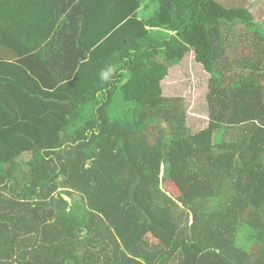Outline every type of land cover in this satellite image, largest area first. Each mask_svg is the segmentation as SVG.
I'll list each match as a JSON object with an SVG mask.
<instances>
[{
    "label": "trees",
    "instance_id": "trees-1",
    "mask_svg": "<svg viewBox=\"0 0 264 264\" xmlns=\"http://www.w3.org/2000/svg\"><path fill=\"white\" fill-rule=\"evenodd\" d=\"M247 1L141 0L139 19L170 22L81 96L0 44V264H264V20ZM192 57L196 109L164 88Z\"/></svg>",
    "mask_w": 264,
    "mask_h": 264
},
{
    "label": "crops",
    "instance_id": "crops-1",
    "mask_svg": "<svg viewBox=\"0 0 264 264\" xmlns=\"http://www.w3.org/2000/svg\"><path fill=\"white\" fill-rule=\"evenodd\" d=\"M57 3H59L58 6L56 5ZM73 3L72 9L69 10L67 8L62 18L57 15L54 21L51 20L52 24L50 22L49 25L45 24L44 27L48 31L45 30L46 32L43 36L45 38L39 40L35 37L42 31V28H39V26L44 24L42 20L45 18L43 17L50 14L52 10L56 11L59 6L65 9L67 5H63L59 0H3L0 2V44L6 45L5 41H8V39L5 31L12 26L11 30L17 32V38L14 41L11 40L12 44L10 46L19 54V58L14 62L31 69L33 67L29 66V60L20 52L21 43L18 40L22 39V42L28 45H32L34 42L37 46L42 45L43 48L45 46L49 48L58 32H62L59 39H56V42L53 43L54 46L52 48L66 49V46L69 48L71 44L70 48L76 51V53H70L72 55L70 59L76 60L75 66L78 65L77 60L79 57L77 55L80 52L81 55L87 52L88 60L84 64L88 66V62L92 58L99 62L101 67H104L105 60L117 48L120 50L124 47L127 40L138 38L137 33H141L139 37H143L148 32L161 28L170 22V16L165 12V8L158 11L147 21L139 19L137 14L140 9L141 0H74ZM37 11H40V15L36 13ZM8 12L13 14V19L8 15ZM5 14L7 15L5 16ZM18 14H23L22 25L25 26L23 29L15 28L14 21ZM24 14L27 15V18H25ZM79 49L82 50L79 51ZM91 51H93L95 57L91 56ZM49 60L52 62L56 59ZM56 61L62 66L60 69H56L55 67L48 68L47 60L42 61V65L43 63L46 65V68L43 66L44 70L41 71L44 76L42 77L43 86L46 89H56L55 91L65 92L71 96H81L84 94L89 88L85 89V86H83V89H77L73 94L71 85L59 83L66 80L64 76L70 64L68 60ZM69 62L73 61L70 60ZM70 66V69L76 73L73 78L75 80L78 70L73 68L74 62ZM78 68L82 70L81 65ZM36 70L38 71V69ZM50 70L54 72L50 74ZM104 73H101V77ZM50 77H54L55 83L50 81ZM84 79H86V76H84ZM47 80L51 84H48Z\"/></svg>",
    "mask_w": 264,
    "mask_h": 264
},
{
    "label": "rangeland",
    "instance_id": "rangeland-1",
    "mask_svg": "<svg viewBox=\"0 0 264 264\" xmlns=\"http://www.w3.org/2000/svg\"><path fill=\"white\" fill-rule=\"evenodd\" d=\"M59 1L63 5L69 3V0H59ZM73 1L74 0H71L72 3L69 6V10L72 9L71 7L74 5ZM222 1H225V0H222ZM252 4H255V6H253ZM56 5L58 6L59 3H57ZM247 5L252 10L257 20L259 21L264 20V10H263L264 1L263 0H249L247 1ZM36 13L40 15V11H37ZM6 15L7 14H5V16ZM8 15L13 19V14L11 12H8ZM57 15H59L61 18L63 17L64 9L62 6H59L58 9H56V11L52 10L50 14H47L45 17H43L45 18L44 20H42L44 24L39 26V28H42V31L37 35V37H35L36 39L40 40L41 38H45L43 36L45 35V32L48 31L44 27L45 24L49 25V22L50 24H52L51 20L54 21L57 18ZM24 16L25 18H27L26 14H24ZM17 19L18 21H16ZM14 22H15V28H22V29L25 28V26L22 25L23 14H18L15 17ZM11 29H12V26L9 29H7V31H5L6 32L5 35L8 39V41H5L6 46H10L12 44L11 40L14 41V39L17 38V32ZM140 34L141 33H137L136 35L139 37ZM53 35H54V32H53ZM61 35H62V32H58L57 36L52 40V44L50 45L49 48H46V46L43 48L42 45L37 46L36 43L34 42L32 45H28L26 43H23L22 39H20L18 40L21 43L20 52L21 54L24 55L26 59L29 60V63H30L29 66L36 68V69H43V66H42L43 60H47L48 68L55 67L56 69H60L62 67L59 64V62L56 60H62V61L68 60V63L70 65L74 62L73 68L78 70L76 79H75L76 81L73 79L76 73L70 69L71 66L69 65V67H67L68 69L64 76L66 80L59 82L60 84L68 83V85H71L73 88L72 93L74 94L77 89H80V88L83 89V86H85V89L89 88L97 79L101 77L103 72H105L104 70L105 67H101L99 62H97L96 60L92 58H91L92 60L90 59V62H88V66L84 64V62L88 60L87 52H84L86 56H82L84 54L81 55V52L80 54L77 55L79 57V58L77 57L78 65L75 66L76 60L70 59V56H72L70 53H76L75 50L70 48L71 44L69 45V48H67L66 46V49H61V48L59 49L58 47L52 48L54 46L53 43L56 42V39H59ZM81 50L82 49H79V51ZM91 56L95 57V55H93V51H91ZM49 59H56V60L51 62ZM69 59L73 62H69L70 61ZM80 65L82 66V70L78 68L80 67ZM53 72H54L53 70H50V74H52ZM89 73H93V74L90 75ZM84 76H86V79H84ZM207 78L208 76L206 75V73L202 70V68L198 64H196L193 61V57H192V59H190L188 63H184L183 66L176 65L172 67L170 76L164 83L165 93L168 96H174V97L183 96L184 98L188 100L189 103L191 101V106H193L194 109H196L198 104L201 101H203V98L208 91ZM50 81L53 83L54 77L53 78L50 77ZM50 81L47 80V83L51 84ZM191 112L193 113V108L191 109ZM162 187L173 198L176 199L180 196V192L178 188L174 185V183L167 182V183H164Z\"/></svg>",
    "mask_w": 264,
    "mask_h": 264
}]
</instances>
